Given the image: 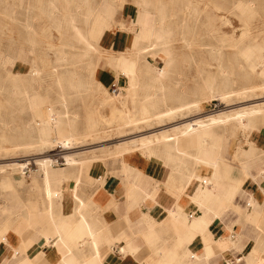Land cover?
Returning <instances> with one entry per match:
<instances>
[{
  "label": "crops",
  "instance_id": "0c3cea01",
  "mask_svg": "<svg viewBox=\"0 0 264 264\" xmlns=\"http://www.w3.org/2000/svg\"><path fill=\"white\" fill-rule=\"evenodd\" d=\"M109 8L94 46L126 54L144 14L118 0ZM79 19L86 22L74 27L86 31L88 19ZM95 67L99 100L112 85L124 87L110 65ZM39 100L36 119L61 112ZM82 172H53L48 183L35 171L2 177L0 264H264V120L245 129L230 123L222 136L199 131L179 150L159 142L100 155Z\"/></svg>",
  "mask_w": 264,
  "mask_h": 264
},
{
  "label": "rangeland",
  "instance_id": "374dc122",
  "mask_svg": "<svg viewBox=\"0 0 264 264\" xmlns=\"http://www.w3.org/2000/svg\"><path fill=\"white\" fill-rule=\"evenodd\" d=\"M135 1L137 0H118L119 3H127L133 7ZM148 1L151 3V8H157L165 14L164 25L170 33L169 38L171 41L168 46L171 58L170 75L168 79L162 82L164 87L162 95L165 97L166 106H174L185 99L191 100L198 96L203 100L202 108L198 113L191 111L189 117H193V115L202 116L222 109H232L234 106L239 107L259 103L260 101L264 102V95L258 89L262 84V80L258 76L259 70L254 66L248 68L238 57L240 50L248 49V46L251 47L256 44L255 49L257 50L260 47L264 55V0H251L250 13L240 12L238 9L233 8L234 6L230 8L231 2H234V5L237 6L239 2L244 3L246 0ZM50 2L58 5L61 13L60 15L56 14L55 18L52 19L42 9V7H47ZM110 2L107 6L115 9L117 0H110ZM89 3L94 6L95 0H91ZM68 6V3L64 0H0V58L10 54L13 55L16 51L24 55L27 47L24 38L28 39L32 43L34 51L43 60L42 79L38 84V96L40 95V98L44 97L46 103L50 104L51 107H57L58 98L57 87L52 76V67L55 64L53 63L54 52L59 50L62 42L65 41L73 47L69 52L72 57L79 53L78 50L82 47L75 38V33L78 32L79 28L74 27V24L82 27L86 21L80 20V17H70ZM100 8L103 9V7ZM10 15L14 19L17 18L19 21L28 23L31 30L24 31L19 25L17 26L10 20ZM52 22L55 24H52ZM131 38L132 35H130L129 40ZM211 48L219 49V52L211 51ZM130 53L131 50L126 55ZM100 54L98 51L96 54L88 55L82 63L72 66L65 67L64 64H61L62 66L59 69H75L86 73L93 69V65L98 69L104 63L110 65L111 61L107 57L111 53L104 52L101 56ZM26 58L29 62L33 59V56L28 55ZM145 60L151 63L150 58ZM145 60L139 64L140 73L144 78H146V69L142 65L146 63ZM155 61L152 63L155 67L162 65L160 60ZM262 65L264 66V63ZM110 66L112 67V65ZM26 70L27 65L20 62H17L13 67L14 72H25ZM9 71H11V68ZM221 72L223 73L221 74ZM90 82H92L89 86L90 91L82 96V100L71 99L67 102L68 117L71 118L73 114L76 115L75 127L79 129L76 131L79 132V139L72 151L90 149L101 144H106L111 148L116 141L121 140L117 136L127 133L125 131L128 128L124 126L126 115L128 113L129 115L135 114L138 118L137 111L130 104V101L127 103V107H123L107 89L103 100H99L102 94L95 92V82L93 80H90ZM243 87H254V90L247 93L244 99L241 96H233L227 106H224V103L215 98H205V96H209V89H213L217 93L229 89L240 90ZM120 93L125 94L124 87ZM29 118L27 110H21L17 105L11 104L6 100L4 91H0V163L13 160L14 162L23 161L37 157L36 152L32 150L19 151L12 149V146L17 145L21 141V137L25 136L23 126ZM178 120L174 119L159 126L153 124L149 129L144 128V125H142L140 132L136 134L146 135L159 131L181 121ZM262 121L259 123L261 124ZM4 123L7 126L6 130L1 127ZM91 127L94 129L92 132L89 131ZM88 132L91 137L82 140V134ZM134 136H128L122 138V140ZM5 149L9 151L7 152ZM62 153L60 149H53L49 154L52 159L57 161L58 167H63L61 165L63 161L60 158ZM113 156L116 155L107 153V157ZM34 169L36 167L29 164L25 172L32 174ZM16 175L20 177L18 174L14 176ZM1 180L2 178H0V182Z\"/></svg>",
  "mask_w": 264,
  "mask_h": 264
},
{
  "label": "bare ground",
  "instance_id": "6f19581e",
  "mask_svg": "<svg viewBox=\"0 0 264 264\" xmlns=\"http://www.w3.org/2000/svg\"><path fill=\"white\" fill-rule=\"evenodd\" d=\"M64 2L68 3L70 14L73 18L80 17L82 19H88L87 24L89 25H86V31H78L75 33L76 40L82 45L78 50L79 53L73 57L70 56L69 52L73 47L66 41L62 42L60 49L54 52L55 57L53 63L55 64L52 67V76L58 92V101L56 104L57 107L61 109L59 114L54 115L51 111L46 113L47 117L45 122L36 119L34 116V110L39 107L38 104L45 103L40 100V102H34L36 98H40V95L38 96V84L42 79L43 60L42 57L34 51L32 43L29 42L28 39L24 38L27 44L26 53H24V55L16 51L13 55L10 54L0 58V91H4L6 100L11 102V104L14 106L17 105L21 110H27L30 117L25 121L23 126L25 136L23 135L21 141H19L17 145L12 146V149H17L19 151L32 150L37 154V157H30L31 159L28 160L15 162L13 160L11 162L0 163V178L3 176H14L15 174L22 177L23 173H26L25 170L27 166L32 164L36 167V169H34L36 174L42 175L43 182L48 183L47 178L51 173L60 171L81 173L85 171L91 163L100 161V155H106L108 153L122 156L136 148L142 149L143 152V149L159 142L163 143L170 151L179 150L181 145H186V141L191 135L199 131L205 130L222 136L224 128L230 123L237 124L245 129L253 118L256 119L257 124L261 120H264V102L261 101L250 105L234 106L232 109H222L221 111L211 112L202 116L193 115V117H189L190 112L195 111L198 113L202 108L203 100L198 96H195L191 100L185 99L171 107L166 106L165 97L162 95L164 90L162 82L168 79L170 75L171 58L168 46L171 40L169 35H167V31L162 29L165 15L162 11H156L155 8H151V3L148 0H137L134 3V8L143 12L144 21L141 25L137 26V30L134 33H132L131 29L129 30V36L132 35L130 41H133L134 48L130 49L132 51L128 55H116L111 53L108 56L111 61L110 65H112L118 74L126 79L124 86L125 94L119 93L114 95V98L117 99L119 104L123 107H127L126 105L130 101V104L133 105V108L137 111L136 114H138V118H136L135 114L129 115L128 113L126 115L124 126L128 128L125 131L127 133L119 137L117 136V138L122 139L128 136H135L120 140L111 148L103 146V149H101L102 145H100L90 149L72 151L79 139V132H76L79 129L75 127L74 121L76 115L71 114L72 117H68L67 102L71 99L80 100L83 95H86L90 91V84H88V82L90 78L95 75V71L92 69L86 73H82L75 69L71 70L66 68L60 70L59 68H61V64H64L66 67L82 63L83 59L88 55L98 53L97 48L94 46V41L100 30H102L101 28L105 26L104 14L100 7L104 8L111 2L110 0H95L94 6L90 5L89 2H91V0H64ZM251 3V0H246L244 3L239 2L237 6H235L234 2H231L230 8L234 6L233 8L238 9L240 12L246 11L250 13L249 8ZM42 9L51 19L55 18L56 14H61L58 5H55L54 2H50L47 7H42ZM12 14L13 12L11 15ZM11 15L10 20H12L13 23L17 26L19 25L24 31L31 30L28 23L19 21L17 18L14 19ZM52 24L55 23L52 22ZM109 28H111L110 22ZM255 46H248V49L240 50L238 57L248 68L254 66L259 70L258 76L261 78L262 84L258 89L260 93L264 95V66L262 65L264 63V55L261 52V48L258 47L256 50ZM211 51L217 53L219 49L211 48ZM28 55L33 56V59L29 60V62L26 58ZM146 58H150L151 63L147 62L145 60ZM158 58L162 60V66L155 67L152 63ZM143 60L146 62L142 65V67L146 69V78H144L139 70V64ZM17 62L27 65V70L25 72H14L13 67ZM7 67L8 69H6ZM10 68L11 71H9ZM222 73L223 72H221V74ZM253 90L254 87H243L240 90L229 89L216 93L213 89H209V96H205V98H215L221 103H224V106H227L233 96H241L243 97L242 99H244L246 98V94ZM104 92L107 93L106 91ZM36 103L37 105H34ZM174 119H179L181 121L165 129L154 131L146 135L136 134L140 132V129L143 127L142 125H144V128L147 127V129H149L153 124L159 126ZM45 126L52 132V138L50 140H43L40 137L39 128ZM1 127L5 129L7 127L6 123ZM81 137L83 140V138L91 137V134L85 133L82 134ZM53 149H60V151L63 152L62 156L60 155L63 161L62 164L65 165L63 169H60V167L57 166V161L52 159V156L49 155ZM9 150L6 151L8 152ZM188 156L196 160V150L189 149ZM145 158H147V156H145ZM78 177H80L79 174Z\"/></svg>",
  "mask_w": 264,
  "mask_h": 264
},
{
  "label": "built area",
  "instance_id": "2783aa9c",
  "mask_svg": "<svg viewBox=\"0 0 264 264\" xmlns=\"http://www.w3.org/2000/svg\"><path fill=\"white\" fill-rule=\"evenodd\" d=\"M123 88L122 87H120V86H117V85H112L110 88H109V92H110V94H112V95H117V94H119L120 92H121V90H122ZM224 264H228V263H224Z\"/></svg>",
  "mask_w": 264,
  "mask_h": 264
}]
</instances>
